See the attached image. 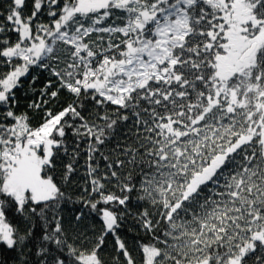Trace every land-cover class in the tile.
Returning <instances> with one entry per match:
<instances>
[{"label":"snow or ice","instance_id":"1","mask_svg":"<svg viewBox=\"0 0 264 264\" xmlns=\"http://www.w3.org/2000/svg\"><path fill=\"white\" fill-rule=\"evenodd\" d=\"M5 253L264 264V0H0Z\"/></svg>","mask_w":264,"mask_h":264},{"label":"trees","instance_id":"2","mask_svg":"<svg viewBox=\"0 0 264 264\" xmlns=\"http://www.w3.org/2000/svg\"><path fill=\"white\" fill-rule=\"evenodd\" d=\"M78 209H79V205H71V204L64 205L65 215L68 217L73 216ZM93 222H96L95 216H90L87 218V223L90 224ZM3 258L5 260H8L9 264H11V254L5 253Z\"/></svg>","mask_w":264,"mask_h":264}]
</instances>
